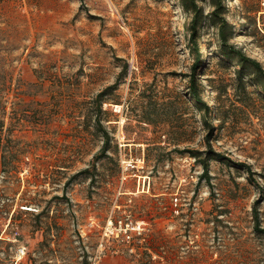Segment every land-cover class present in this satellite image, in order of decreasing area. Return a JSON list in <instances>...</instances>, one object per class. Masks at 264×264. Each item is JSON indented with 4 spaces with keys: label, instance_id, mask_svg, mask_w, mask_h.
<instances>
[{
    "label": "rangeland",
    "instance_id": "374dc122",
    "mask_svg": "<svg viewBox=\"0 0 264 264\" xmlns=\"http://www.w3.org/2000/svg\"><path fill=\"white\" fill-rule=\"evenodd\" d=\"M222 1L264 68V0ZM190 19L179 0H0V264H264V95L235 89L205 18L198 81L231 160L205 177Z\"/></svg>",
    "mask_w": 264,
    "mask_h": 264
},
{
    "label": "trees",
    "instance_id": "16d2710c",
    "mask_svg": "<svg viewBox=\"0 0 264 264\" xmlns=\"http://www.w3.org/2000/svg\"><path fill=\"white\" fill-rule=\"evenodd\" d=\"M201 0H179L181 6L191 14V19L187 25L190 41L192 42L195 55L191 66V71L188 76V92L196 103L197 108L204 110V122L208 128L206 134L207 141L209 143L208 156L201 160V165L204 169V176L206 177L209 172L210 160H224L231 161L229 158H225L220 152H216L210 145V137L215 129L212 123V114L210 107L202 100L200 84L198 81V70L205 64V58L202 59L201 52L199 51L198 42L201 38V30L203 27V21L207 18L211 27L217 31L219 39V50L223 57H226L229 61L235 60L238 67L235 69L236 83L235 89L245 91L246 83L245 78L250 77L255 82L256 86L262 89L264 95V68L260 61L250 57L246 54L242 48L230 43L233 37L234 31L231 24L226 20L225 9L222 0H211L213 9L208 14H204L202 7L199 5ZM3 44L0 43V101L3 97L2 93L5 88V78L7 71L1 66V52L3 51ZM213 82H216V78H211ZM216 91L219 96L227 91L225 84H217ZM217 120L220 121V126L226 122L224 114L218 116ZM105 150V148H103ZM193 157L198 159V152H193ZM245 165V164H240Z\"/></svg>",
    "mask_w": 264,
    "mask_h": 264
}]
</instances>
